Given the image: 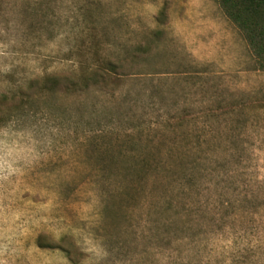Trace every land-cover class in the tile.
Instances as JSON below:
<instances>
[{"label": "rangeland", "instance_id": "1", "mask_svg": "<svg viewBox=\"0 0 264 264\" xmlns=\"http://www.w3.org/2000/svg\"><path fill=\"white\" fill-rule=\"evenodd\" d=\"M138 44L1 116L4 264H264V71L215 0H0V92Z\"/></svg>", "mask_w": 264, "mask_h": 264}, {"label": "trees", "instance_id": "2", "mask_svg": "<svg viewBox=\"0 0 264 264\" xmlns=\"http://www.w3.org/2000/svg\"><path fill=\"white\" fill-rule=\"evenodd\" d=\"M226 18L242 35L246 43L255 70L264 71V0H215ZM149 45L138 44L129 60L119 57H107L84 75L76 73H60L44 77V79L30 80L26 88L17 87L15 90L0 92V118L11 120L18 115L22 107V101L30 99H44L47 96H56L75 92L84 94L88 92L101 93L106 89V82L111 77L121 76L134 79L133 65L142 55L152 54ZM39 83L37 90L32 91L31 84ZM128 136H133L130 131ZM132 141V140H131ZM149 152V148H145ZM165 158L173 157L171 148ZM147 152V153H148ZM149 155V154H148ZM155 159L146 158L141 163L149 173L151 162ZM155 163V162H154ZM152 182L154 177L150 179ZM157 181V180H156ZM156 182V184H160Z\"/></svg>", "mask_w": 264, "mask_h": 264}, {"label": "clouds", "instance_id": "3", "mask_svg": "<svg viewBox=\"0 0 264 264\" xmlns=\"http://www.w3.org/2000/svg\"><path fill=\"white\" fill-rule=\"evenodd\" d=\"M0 264H4V262L3 261H0Z\"/></svg>", "mask_w": 264, "mask_h": 264}]
</instances>
